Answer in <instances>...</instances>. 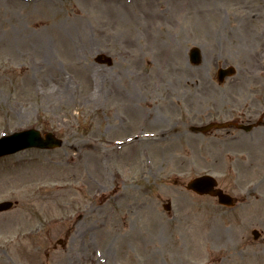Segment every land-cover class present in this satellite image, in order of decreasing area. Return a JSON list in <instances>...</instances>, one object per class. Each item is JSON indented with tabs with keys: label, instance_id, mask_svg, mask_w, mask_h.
Here are the masks:
<instances>
[{
	"label": "rangeland",
	"instance_id": "374dc122",
	"mask_svg": "<svg viewBox=\"0 0 264 264\" xmlns=\"http://www.w3.org/2000/svg\"><path fill=\"white\" fill-rule=\"evenodd\" d=\"M248 108L264 109V0H0V135L64 139L0 158L16 203L0 264H264V133L224 146L188 127ZM202 172L234 207L185 188Z\"/></svg>",
	"mask_w": 264,
	"mask_h": 264
},
{
	"label": "water",
	"instance_id": "95a60500",
	"mask_svg": "<svg viewBox=\"0 0 264 264\" xmlns=\"http://www.w3.org/2000/svg\"><path fill=\"white\" fill-rule=\"evenodd\" d=\"M197 51L192 49L191 55L194 57ZM233 73L231 67L220 68L218 75L219 79L222 80L225 75H230ZM61 144V141L56 139L51 133L45 134V139H42L40 133L37 130H27L20 133H14L8 137H3L0 139V154L11 152L17 150L21 147L28 145H36L41 147H52L58 146ZM209 176H202L191 180L187 187L193 189L197 192H209L210 194H217L221 202L226 201V196H224L220 191L213 189V181L209 180ZM11 205L10 202L4 201L0 203V210L9 208Z\"/></svg>",
	"mask_w": 264,
	"mask_h": 264
},
{
	"label": "bare ground",
	"instance_id": "6f19581e",
	"mask_svg": "<svg viewBox=\"0 0 264 264\" xmlns=\"http://www.w3.org/2000/svg\"><path fill=\"white\" fill-rule=\"evenodd\" d=\"M210 11H208V9L204 10V13H209ZM215 18H217V15L215 14ZM251 17V16H250ZM257 46L260 47L261 46V41L259 39H257ZM103 200H106V198H104Z\"/></svg>",
	"mask_w": 264,
	"mask_h": 264
}]
</instances>
